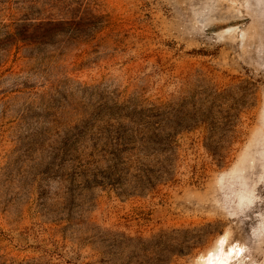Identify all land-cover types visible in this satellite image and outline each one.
<instances>
[{"label": "rangeland", "instance_id": "374dc122", "mask_svg": "<svg viewBox=\"0 0 264 264\" xmlns=\"http://www.w3.org/2000/svg\"><path fill=\"white\" fill-rule=\"evenodd\" d=\"M209 92L239 114L227 164L184 133L174 183L129 195L141 111ZM220 238L264 264V0H0V264H199Z\"/></svg>", "mask_w": 264, "mask_h": 264}, {"label": "trees", "instance_id": "16d2710c", "mask_svg": "<svg viewBox=\"0 0 264 264\" xmlns=\"http://www.w3.org/2000/svg\"><path fill=\"white\" fill-rule=\"evenodd\" d=\"M62 23L48 20L24 28L37 33L42 28H53ZM192 98V101L164 103L141 111L143 138L140 153L153 157V160L152 165L143 164L144 167L138 168L135 175H130L129 195H141L157 185L174 183L177 161L175 139L184 133L200 130L202 149L210 163L217 168L227 164L229 155L243 136L237 109L232 106L223 109L221 94L216 92H209L201 99ZM115 161L110 168L117 169Z\"/></svg>", "mask_w": 264, "mask_h": 264}, {"label": "snow or ice", "instance_id": "6c2138e0", "mask_svg": "<svg viewBox=\"0 0 264 264\" xmlns=\"http://www.w3.org/2000/svg\"><path fill=\"white\" fill-rule=\"evenodd\" d=\"M227 241L224 238H221L217 242V247L215 251H210L208 253V256L204 258L205 264H226L225 260L223 259L224 252V246L226 245ZM232 250H229L227 255H231Z\"/></svg>", "mask_w": 264, "mask_h": 264}, {"label": "bare ground", "instance_id": "6f19581e", "mask_svg": "<svg viewBox=\"0 0 264 264\" xmlns=\"http://www.w3.org/2000/svg\"><path fill=\"white\" fill-rule=\"evenodd\" d=\"M220 239H218L217 242ZM217 242H216V247H217ZM229 250H232V254L231 255H227ZM224 252H225V254L223 255V259L225 260L226 264H230V262H232V261L234 262V261L240 260L243 257V252H242L241 247L239 245L229 246L227 251L224 250ZM208 253H206L203 256L201 255V257L198 260L199 264H205L204 258H206L208 256Z\"/></svg>", "mask_w": 264, "mask_h": 264}]
</instances>
